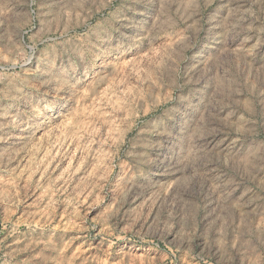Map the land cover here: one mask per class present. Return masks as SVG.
<instances>
[{"label":"rangeland","instance_id":"rangeland-1","mask_svg":"<svg viewBox=\"0 0 264 264\" xmlns=\"http://www.w3.org/2000/svg\"><path fill=\"white\" fill-rule=\"evenodd\" d=\"M0 264H264V0H0Z\"/></svg>","mask_w":264,"mask_h":264}]
</instances>
